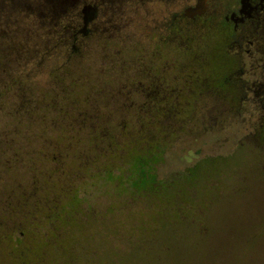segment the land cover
<instances>
[{"label":"rangeland","instance_id":"1","mask_svg":"<svg viewBox=\"0 0 264 264\" xmlns=\"http://www.w3.org/2000/svg\"><path fill=\"white\" fill-rule=\"evenodd\" d=\"M89 3L0 0V264H264V113L238 100L169 101L163 113L144 101L141 65L158 28L123 16L128 5L103 19L114 9L97 5L92 32L73 42ZM149 5L135 14L159 13ZM203 24H183L184 63L203 69L200 81L219 67L234 84L241 59L214 52L228 44ZM146 129L166 152L143 192L112 142ZM70 191L79 198L66 224L44 222Z\"/></svg>","mask_w":264,"mask_h":264},{"label":"flooded vegetation","instance_id":"2","mask_svg":"<svg viewBox=\"0 0 264 264\" xmlns=\"http://www.w3.org/2000/svg\"><path fill=\"white\" fill-rule=\"evenodd\" d=\"M52 5H61L66 0H47ZM197 0L183 5V0H98L97 4H85L82 12L81 28L71 31L69 38L75 42L79 37H87L93 26L99 21L97 5L109 10L114 9L111 14L103 15V19L111 20L117 15L115 5L130 6L128 16L130 21L146 22L151 28L148 37L156 41L154 51L151 48L144 51L142 62L143 70L147 71V85L145 88L144 101H160L164 104L163 113H169L166 103L171 101H230L238 100L243 104L246 102L251 108L243 112L264 113V0H206L205 12L194 17L185 15L188 6L195 5ZM149 6L159 5V13L148 12L135 14L140 11L142 4ZM107 8V9H108ZM102 20V19H101ZM202 21L209 32L216 30L218 36L228 45L217 46L214 52H226L241 59V69L237 72L235 83L230 84L220 72L222 68H215L208 75L207 83L200 81L202 74L200 66L191 61L184 63L182 54L190 53L191 46L184 45L183 24ZM207 31V32H208ZM168 42L175 43L177 57L171 58L166 55ZM160 54L159 65L162 71L153 75L152 54ZM217 61V60H216ZM185 64V65H184ZM184 66V67H183ZM186 66V70H185ZM168 70L175 71L176 80H169L171 74ZM203 70V69H202ZM204 72V71H203ZM155 74V73H154ZM154 77V78H153ZM158 78V79H156ZM235 85L241 90H230L229 86ZM249 111V112H248ZM177 113H181L176 110Z\"/></svg>","mask_w":264,"mask_h":264},{"label":"trees","instance_id":"3","mask_svg":"<svg viewBox=\"0 0 264 264\" xmlns=\"http://www.w3.org/2000/svg\"><path fill=\"white\" fill-rule=\"evenodd\" d=\"M145 131V134L142 133L138 139L134 136V139L124 141L122 145L115 141L112 142V144L114 145V149H120L127 153L125 156L119 155L117 165L122 166L124 164H131V166L134 167V172L137 176L135 179L137 182V189L142 190L143 192H148L155 189L156 174L154 166L162 159L163 154L166 152V146L162 141H158L160 138H154L149 135L150 133L147 134V129ZM130 160H133V162H130ZM106 171L107 169L104 171V174ZM108 172L106 174H112V170H109ZM65 194L66 197L68 194H74V196L72 195L70 197L71 200L68 198L71 202L61 205L62 198L60 197L53 206L45 208V213L42 216L44 222L53 223L58 228L59 226H62V224H66L68 213L75 212L73 201L75 198L78 200L79 197L76 191H70Z\"/></svg>","mask_w":264,"mask_h":264},{"label":"water","instance_id":"4","mask_svg":"<svg viewBox=\"0 0 264 264\" xmlns=\"http://www.w3.org/2000/svg\"><path fill=\"white\" fill-rule=\"evenodd\" d=\"M206 0H197L195 5L188 6L185 9V15L189 17H194L197 14H202L206 10Z\"/></svg>","mask_w":264,"mask_h":264}]
</instances>
